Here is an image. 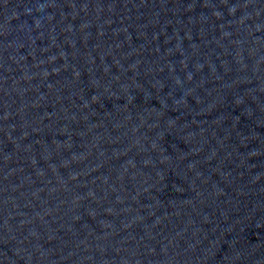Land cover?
I'll return each instance as SVG.
<instances>
[{"label": "water", "instance_id": "95a60500", "mask_svg": "<svg viewBox=\"0 0 264 264\" xmlns=\"http://www.w3.org/2000/svg\"><path fill=\"white\" fill-rule=\"evenodd\" d=\"M0 264H264V0H0Z\"/></svg>", "mask_w": 264, "mask_h": 264}]
</instances>
